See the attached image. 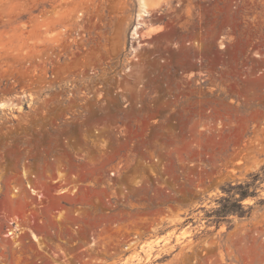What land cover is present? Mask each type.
<instances>
[{"label":"rangeland","instance_id":"rangeland-1","mask_svg":"<svg viewBox=\"0 0 264 264\" xmlns=\"http://www.w3.org/2000/svg\"><path fill=\"white\" fill-rule=\"evenodd\" d=\"M178 1L0 0V204L49 198L0 264H264L262 44Z\"/></svg>","mask_w":264,"mask_h":264},{"label":"built area","instance_id":"built-area-1","mask_svg":"<svg viewBox=\"0 0 264 264\" xmlns=\"http://www.w3.org/2000/svg\"><path fill=\"white\" fill-rule=\"evenodd\" d=\"M181 2L179 0L177 4ZM194 3L198 20L207 21L199 41H216L221 49L228 48L232 42L262 44L260 48H254L252 54L264 56V0H194ZM36 177V174H31L32 180L25 183L30 192L27 196L30 202L22 212L10 213L0 204V236L10 238L11 244L13 238L19 241V235L30 228L29 223H34L36 228L44 224L42 213L49 198L38 186L40 181ZM33 232L40 237L36 230Z\"/></svg>","mask_w":264,"mask_h":264},{"label":"bare ground","instance_id":"bare-ground-1","mask_svg":"<svg viewBox=\"0 0 264 264\" xmlns=\"http://www.w3.org/2000/svg\"><path fill=\"white\" fill-rule=\"evenodd\" d=\"M138 2V11H137V23L132 31V36H136L138 31L137 29L142 27L141 25L144 24V19L146 16L150 15L151 11L153 9H157L160 8V2L161 0H157L156 2L152 1V0H137ZM151 30V29H149ZM153 33L154 30L152 29ZM151 33V31H150ZM0 105H4V103H1ZM240 162V161H238ZM32 237H34L35 239H38V237L35 235V233H33ZM34 239V240H35ZM38 242V241H37ZM40 244V242H38Z\"/></svg>","mask_w":264,"mask_h":264},{"label":"trees","instance_id":"trees-1","mask_svg":"<svg viewBox=\"0 0 264 264\" xmlns=\"http://www.w3.org/2000/svg\"><path fill=\"white\" fill-rule=\"evenodd\" d=\"M262 169L264 170V167H262ZM258 176V174L256 173V174H253L252 176H251V178L253 179L254 177H257ZM250 183L251 182H247L246 184H245V186H247V188H245V189H243V190H241L240 191V193H239V196L237 197V198H234V200H233V202H232V205H233V207H235V208H231V207H229V208H226V212L227 211H234V212H236V211H238V212H242L243 210V208H242V206H241V203H240V201L241 200H243L244 198H246L247 196H250V195H253L254 193L253 192H249V190H248V185H250ZM226 200H228V198H226ZM238 209V210H237Z\"/></svg>","mask_w":264,"mask_h":264}]
</instances>
